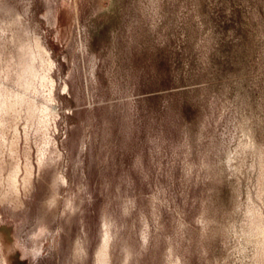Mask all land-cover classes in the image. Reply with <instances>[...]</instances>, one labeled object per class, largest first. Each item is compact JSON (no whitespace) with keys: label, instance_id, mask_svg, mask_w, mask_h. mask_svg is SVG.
Instances as JSON below:
<instances>
[{"label":"rangeland","instance_id":"obj_1","mask_svg":"<svg viewBox=\"0 0 264 264\" xmlns=\"http://www.w3.org/2000/svg\"><path fill=\"white\" fill-rule=\"evenodd\" d=\"M0 96V264H264V0H0Z\"/></svg>","mask_w":264,"mask_h":264},{"label":"bare ground","instance_id":"obj_2","mask_svg":"<svg viewBox=\"0 0 264 264\" xmlns=\"http://www.w3.org/2000/svg\"><path fill=\"white\" fill-rule=\"evenodd\" d=\"M26 82H27V81H26ZM25 84H26V83H25ZM24 86H25V85H24ZM29 86H30V85H26V86L24 87V89H25V90H28V89H29V88H28ZM21 91H23V90H21ZM19 95H20L21 98H25V97H26V94H25L24 92H22L21 94L19 93ZM0 97H1V96H0ZM10 103H11V102H10ZM11 106H12V108H14V104H11L9 108H11ZM16 189H17V188H16ZM20 193H21V192H20Z\"/></svg>","mask_w":264,"mask_h":264}]
</instances>
